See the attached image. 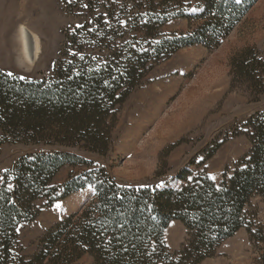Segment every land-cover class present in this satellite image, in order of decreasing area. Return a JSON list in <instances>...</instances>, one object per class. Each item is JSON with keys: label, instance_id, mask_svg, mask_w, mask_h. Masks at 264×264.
<instances>
[{"label": "trees", "instance_id": "obj_1", "mask_svg": "<svg viewBox=\"0 0 264 264\" xmlns=\"http://www.w3.org/2000/svg\"><path fill=\"white\" fill-rule=\"evenodd\" d=\"M256 1L202 0L200 12L190 13L191 3L183 0H65V11L83 24L65 31L53 75L33 81L0 70V146L14 139L105 156L120 107L150 72L183 48L218 47ZM177 19L197 27L163 33ZM231 68L236 81L264 95V60L253 49L235 56ZM245 127L251 150L219 185L205 173L189 180L186 168L177 176L185 183L180 189L125 187L74 153L23 156L0 172V264H78L85 257L94 264H201L242 228L264 243V226L245 211L253 198L264 200V112ZM66 166L85 170L58 185ZM89 187L92 199L50 228L26 256L20 226L44 206ZM173 221L190 237L177 252L164 240Z\"/></svg>", "mask_w": 264, "mask_h": 264}, {"label": "rangeland", "instance_id": "obj_2", "mask_svg": "<svg viewBox=\"0 0 264 264\" xmlns=\"http://www.w3.org/2000/svg\"><path fill=\"white\" fill-rule=\"evenodd\" d=\"M64 1L0 0L1 71L33 81L53 75L65 44V31L83 24V19L65 11ZM183 1L191 3L190 13L200 12L197 7L202 0ZM19 24L40 37L41 54L33 64L19 57L16 41ZM195 27L197 24L177 19L167 23L162 31L188 33ZM248 49L264 60V0L256 1L218 47H186L156 66L120 107L105 156L10 139L0 146V172L10 170L23 156L63 151L94 162L125 187L180 189L185 183L177 176L186 168L191 171L189 180L205 173L219 185L251 150L250 128L245 127L246 123L264 112V95L236 81L231 68L232 59ZM220 143L209 157L210 149ZM84 170L66 166L55 183L61 185L70 174ZM93 195L91 187L81 190L44 206L34 221L21 225L19 243L25 255H32L50 228L79 212ZM245 211L248 218L257 219L264 226L261 197L253 198ZM189 239V232L180 221L171 222L164 233L170 252L179 251ZM78 264L94 261L85 257ZM201 264H264V243L253 240L247 229L242 228Z\"/></svg>", "mask_w": 264, "mask_h": 264}, {"label": "bare ground", "instance_id": "obj_3", "mask_svg": "<svg viewBox=\"0 0 264 264\" xmlns=\"http://www.w3.org/2000/svg\"><path fill=\"white\" fill-rule=\"evenodd\" d=\"M16 41L20 47H18L21 55L19 56L20 58L22 57L30 64H33L39 59L41 46L40 37L37 34L26 28L24 25L19 24L16 29Z\"/></svg>", "mask_w": 264, "mask_h": 264}, {"label": "snow or ice", "instance_id": "obj_4", "mask_svg": "<svg viewBox=\"0 0 264 264\" xmlns=\"http://www.w3.org/2000/svg\"><path fill=\"white\" fill-rule=\"evenodd\" d=\"M70 2H71V0H70ZM235 3H237V4L241 3V0H235ZM9 75H11V73H9ZM57 207H59V205Z\"/></svg>", "mask_w": 264, "mask_h": 264}]
</instances>
